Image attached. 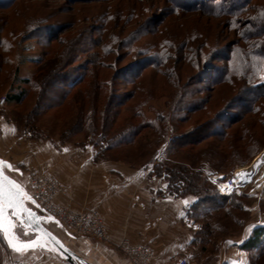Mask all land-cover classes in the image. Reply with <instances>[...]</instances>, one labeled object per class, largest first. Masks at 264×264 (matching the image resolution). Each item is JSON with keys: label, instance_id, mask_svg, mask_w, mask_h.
Listing matches in <instances>:
<instances>
[{"label": "trees", "instance_id": "trees-1", "mask_svg": "<svg viewBox=\"0 0 264 264\" xmlns=\"http://www.w3.org/2000/svg\"><path fill=\"white\" fill-rule=\"evenodd\" d=\"M21 1L0 0V8L8 9ZM155 1L136 0L131 13L133 18L140 20L138 15L152 10ZM165 1L170 12L167 16L180 20L189 13L225 17L226 29L236 39L221 47L216 25L214 29L181 28L175 33L169 32L167 25L151 30L142 27L146 31L144 34H136L134 30L123 36L120 28L117 32V27L113 29L117 25L112 23L117 21L119 26L124 23L118 17L112 21L116 15L105 14L97 38L88 37L86 41L91 44L87 51L84 48L78 51L86 52L83 65L69 69L67 64L74 63V58L70 57L73 50H60L50 58L48 52L43 51L41 58L30 61L39 70L32 78L19 79V87H11L3 101L21 106L29 93L34 92L28 114L36 118L52 109H59L60 114L68 118L72 114L69 113L72 104L75 113L69 117L59 138L62 142H70L80 136L79 146H91L95 150V160H117L133 168H144L154 163L158 149L164 144L165 160L154 165V173L165 179L171 193L194 195L203 206L197 216L204 226L194 242L204 251L205 244H211L216 233L226 231V226L219 222L212 224V221L222 220L231 210L240 212L244 198L237 190L230 196H220L206 176L231 173L237 165L249 163L264 147V74H261L264 68V5H256L254 0ZM249 9L256 15L244 23L241 16ZM50 16L38 17L37 24L47 22ZM27 29L28 26L25 33L30 28ZM37 32L41 33L42 29ZM9 34L13 37L15 31L9 30ZM147 35H151V43H135ZM54 38L49 36L44 40L40 37L38 43L49 46ZM69 41L75 50L83 44L78 35ZM7 47H2V52L9 53L11 43ZM122 49L125 57L133 52L136 57L127 67L114 70L113 76L102 73L101 69L114 66L108 63L112 60L110 55ZM114 58L118 57H113V62ZM2 62L8 67L4 71L11 75L10 82H15L18 70L8 54ZM189 69L198 83L187 81L192 75ZM114 82L119 87L126 84L131 89L120 93L121 87L116 89ZM87 84H91L90 92L87 88L81 90V86ZM23 85L30 88L25 90ZM102 85L108 90L105 93L98 90ZM83 93L89 98L86 105ZM153 96L168 98L164 104L167 112L147 121L144 109ZM36 122L30 124L28 118L23 117L30 137L43 139ZM188 124L189 130L182 132ZM149 130L155 137L147 142L146 152L139 155L138 138ZM109 154L114 157L111 159ZM240 248L250 252L248 264H256L264 256V227L254 228Z\"/></svg>", "mask_w": 264, "mask_h": 264}, {"label": "rangeland", "instance_id": "rangeland-1", "mask_svg": "<svg viewBox=\"0 0 264 264\" xmlns=\"http://www.w3.org/2000/svg\"><path fill=\"white\" fill-rule=\"evenodd\" d=\"M96 1L99 2L88 3L85 0H23L8 9L0 8V158L8 161L14 167L20 170L24 179H26L27 175L32 171L45 170L51 173L49 170L42 168L44 167V165H48L50 163L51 150L60 151V149H62V147L66 145L79 146L80 144L77 141H81L82 139L80 136H75V138L70 142H62L59 138V136L62 134V129L66 128L69 122V117L71 118L75 113V109L74 107H72V104V106H69V113L72 114H69L68 118L62 116L59 112V109H52L44 115L36 118L28 114L32 107L34 92L31 91L29 93V96L27 97L25 103L21 106H17L15 104H5L3 101L5 94L11 89V87L12 89H16L17 87H19V79L32 78L33 75H35V73L39 69L33 62L30 61L41 58L43 51H47V57L50 58L53 57V53L55 54V52H59L60 50H73V52L70 54V57L74 58V63H69L67 64V66L70 67L69 69H75L76 67L78 68L81 64L83 65L85 63L83 60L84 57H86L85 51H87L91 44V42H87L86 39L88 37L89 39H94L95 37L97 38L98 29L102 25L101 18L105 14H112L113 16L116 15L113 17L112 21L119 18V21L124 23V25L121 26L118 25L117 21L116 23H112L113 25H117L113 26V29L117 27V29H115L117 32L118 28H120L123 36L127 35L128 33L131 34V32L134 30H137L136 34H144L146 32V29H157L158 27H163L164 25L168 26V31L171 33H175L176 31L181 30V28L185 30L188 27H197L199 29H209L208 27H210L211 29H214V26L216 25L217 30L220 31L218 37H220L219 45L221 47L227 46L230 41L236 39L232 33H229L227 31L225 17H212L207 13H189L184 15V17H181L180 20L178 17H172L171 15L167 16L170 14V12L165 0H156V6L152 10L150 9L146 11V13H144L143 15L144 18H142V14L138 15V17L141 16L140 20L133 18L134 14H131L133 13L132 10L135 7L134 2L136 0ZM144 1L147 2V0ZM236 2H238V0ZM253 3L256 5H264V0H254ZM45 15H51L48 18L47 22L43 24H37V22L39 21L38 17ZM255 15L256 14L254 10L249 9L246 10L244 14H242L241 19L245 23L247 22V19L253 18ZM130 18L132 19V21H130ZM26 26H28V29L30 28L29 30L27 29L28 33H25L26 31L24 30ZM142 27L145 28L144 31L142 30ZM32 29H42V32H37V30L34 32V30ZM9 30L15 31L13 37L9 34ZM76 35L82 37L83 44H81L79 47H76L75 50L74 44L71 43L69 39L71 37H75ZM49 36L55 37L51 45L47 46L44 42L38 43V39L40 37H44L45 40ZM150 37L151 35H147L145 38H141L140 40L135 41V43L137 45H142L143 43L148 42L149 44L151 43L149 42L151 39ZM104 38L105 37L103 36V39ZM78 41L79 40H77V42ZM10 43L12 48L9 50V53L2 52V47L6 49L7 45H10ZM83 48L85 49V51L82 50L83 53H78V51ZM112 49H115L114 45L112 46ZM112 49L111 51L113 52ZM123 53H125V50L122 49L117 50V52H114V54H111L110 60H112L108 63H113L114 66H112V68L110 66H107L110 67V69L106 68L103 70L101 69L100 71L107 76H111V74L113 76L114 70H117L122 66H126L136 57V54L134 52L130 54V57H125ZM7 54L9 60L12 61L14 67L16 66L18 70L17 80H15V82L13 81L12 83L10 82L11 75L6 74L4 71L8 67L4 65V62H2L3 58ZM72 54H74V56ZM121 56L123 58H121ZM113 57H118L116 60L114 58L115 62H113ZM189 71L190 74L193 73L192 69H189ZM261 74L263 76L264 68ZM194 75L192 74L187 81H194L193 83H198L195 81ZM115 83L116 82H114V87L116 89L121 87L122 92L120 93L131 89L126 84H122L119 87V85ZM90 85L91 84L81 86V90H86L87 88L90 92ZM22 87L25 90H28L30 88L27 85H23ZM152 87H155L154 83ZM98 90H101V92L104 93L108 91L107 88L103 85L100 87V89L98 88ZM84 95V101L86 105L89 101V98H87V93H83V96ZM167 99V97L153 96V98L148 101V104L144 109L145 118L147 121H153L159 114H166L167 110L164 104ZM70 102L71 99L68 103ZM103 102L104 101L102 100L100 104H102ZM78 107L80 108V106ZM233 112L234 111H232V113ZM24 116L28 118L30 124H34V122H36L37 120L35 125L42 131L45 129L44 132L41 131L43 137L45 138L33 139L32 137H30V132H28L26 128H24V126H27L23 123ZM16 122H19L20 124L18 125L16 124ZM189 125L190 124L186 125L183 128L182 132L189 130ZM154 137L155 136H153L149 130L138 138V143L140 144L138 149L139 155H143L146 152L145 146L147 142L153 140ZM73 141H75L76 143ZM164 149L165 145L163 144L158 149L154 165L156 159L159 157H163V161L165 160ZM113 153H118V151ZM111 155L109 154V156H111L110 158L112 159V157L114 156L113 154ZM246 167L248 168L246 170L247 176H245V174L240 175V173H238V170ZM235 173H237L238 175L237 179L239 185L237 194L264 196V147L257 153V155L253 159L249 161V163L237 165L231 173L217 174L216 176L230 177ZM206 177V179L211 183L210 178L212 176L207 175ZM62 187L63 192L60 194V196H65L67 193V189L64 185H62ZM50 228L53 232L61 236L66 245L71 250H73L79 256L85 258L86 255L83 250V242L80 241L81 239H84V237L74 235V239H69L62 232H60V230H56L53 225H50ZM229 228L234 233H237L239 231V228L232 222H229ZM229 234L230 231L216 233L215 240H213L211 242V245L209 246L211 248V251L213 252L215 250L213 248L217 239H222L224 236ZM7 253V249L5 248V245L0 237V264L9 263V256ZM256 264H264V256L260 258L256 262Z\"/></svg>", "mask_w": 264, "mask_h": 264}, {"label": "crops", "instance_id": "crops-1", "mask_svg": "<svg viewBox=\"0 0 264 264\" xmlns=\"http://www.w3.org/2000/svg\"><path fill=\"white\" fill-rule=\"evenodd\" d=\"M94 157L95 150L91 146L66 145L60 151L51 150L50 163L42 167L67 189L65 196L56 199L58 205L73 211L94 210L104 221L108 242L85 237L80 240L86 255L82 258L88 263L130 264L116 250L123 239L134 246L149 247L154 254L149 264H177L181 259L189 264L249 263L250 252L240 245L254 228L264 227L263 195H244L240 212L231 210L222 220H213L212 224H223L230 234L216 240L213 252L210 243H206L207 249L202 251L194 242L204 226L197 216L203 206L198 204L196 196L172 194L165 179L154 173V163L133 168L121 161L95 160ZM229 222L239 228L237 233L229 228ZM7 252L8 264L14 261L64 264L52 256L22 257L8 249Z\"/></svg>", "mask_w": 264, "mask_h": 264}, {"label": "water", "instance_id": "water-1", "mask_svg": "<svg viewBox=\"0 0 264 264\" xmlns=\"http://www.w3.org/2000/svg\"><path fill=\"white\" fill-rule=\"evenodd\" d=\"M50 225L75 238L34 202L22 172L0 159V235L7 249L22 257L37 254L64 264H90L52 232ZM10 240L16 245L31 242L32 246L16 251Z\"/></svg>", "mask_w": 264, "mask_h": 264}, {"label": "built area", "instance_id": "built-area-1", "mask_svg": "<svg viewBox=\"0 0 264 264\" xmlns=\"http://www.w3.org/2000/svg\"><path fill=\"white\" fill-rule=\"evenodd\" d=\"M163 161V157L156 159L155 164ZM242 175V174H240ZM238 175L230 177L213 176L212 185L220 196H230L239 187ZM34 202L50 217L61 224L64 229L73 235L91 238L100 243L108 242V234L100 214L94 210L73 211L56 204V198L63 192L62 185L45 170L30 172L26 177ZM116 250L130 264H149L154 257L153 251L145 245H131L126 239L121 240ZM10 264H19L14 261ZM177 264H189L181 259Z\"/></svg>", "mask_w": 264, "mask_h": 264}, {"label": "snow or ice", "instance_id": "snow-or-ice-1", "mask_svg": "<svg viewBox=\"0 0 264 264\" xmlns=\"http://www.w3.org/2000/svg\"><path fill=\"white\" fill-rule=\"evenodd\" d=\"M245 176H247V174L245 173ZM11 207V203L9 205ZM9 244L14 247L16 249V251H21L23 249H26L28 247H31V242L27 243V244H22V245H16V244H13L12 241L10 240L9 241Z\"/></svg>", "mask_w": 264, "mask_h": 264}, {"label": "bare ground", "instance_id": "bare-ground-1", "mask_svg": "<svg viewBox=\"0 0 264 264\" xmlns=\"http://www.w3.org/2000/svg\"><path fill=\"white\" fill-rule=\"evenodd\" d=\"M247 169H248L247 167L246 168H241V169L238 170V173L245 174ZM242 170H243V172H242Z\"/></svg>", "mask_w": 264, "mask_h": 264}]
</instances>
